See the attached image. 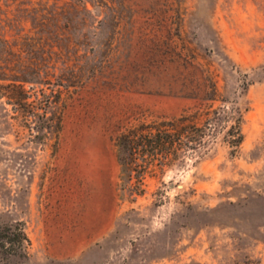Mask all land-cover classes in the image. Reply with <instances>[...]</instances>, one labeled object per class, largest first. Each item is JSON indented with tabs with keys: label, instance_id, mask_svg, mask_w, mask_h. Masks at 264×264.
Instances as JSON below:
<instances>
[{
	"label": "rangeland",
	"instance_id": "1",
	"mask_svg": "<svg viewBox=\"0 0 264 264\" xmlns=\"http://www.w3.org/2000/svg\"><path fill=\"white\" fill-rule=\"evenodd\" d=\"M13 79L62 127L0 95V222L31 241L0 264H264V0H0ZM206 109L195 149L123 189L119 133Z\"/></svg>",
	"mask_w": 264,
	"mask_h": 264
},
{
	"label": "trees",
	"instance_id": "2",
	"mask_svg": "<svg viewBox=\"0 0 264 264\" xmlns=\"http://www.w3.org/2000/svg\"><path fill=\"white\" fill-rule=\"evenodd\" d=\"M25 82L26 79H13L8 85L0 84L5 90L0 95L7 96L14 106L12 118L25 125L34 123L29 126L36 129L37 134L58 133L62 127V114L56 110L57 99L52 98L53 94L50 96L44 90H37L35 99L29 101L30 93ZM235 112L228 133L233 135L231 145L239 146L244 139L242 114L239 110ZM210 120L211 109L197 110L172 119L141 121L119 133L116 145L123 189H128L132 195L142 194L146 176L156 175L158 170L163 172L164 167L181 158L180 152L195 149L201 143L202 127L199 123ZM30 244L24 227L0 222V248L6 253L27 256L26 249Z\"/></svg>",
	"mask_w": 264,
	"mask_h": 264
}]
</instances>
